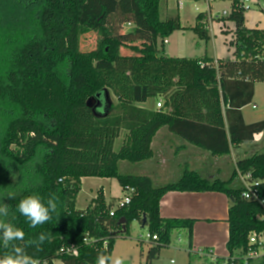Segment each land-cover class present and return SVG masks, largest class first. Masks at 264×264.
<instances>
[{"label":"trees","instance_id":"16d2710c","mask_svg":"<svg viewBox=\"0 0 264 264\" xmlns=\"http://www.w3.org/2000/svg\"><path fill=\"white\" fill-rule=\"evenodd\" d=\"M164 1L0 0V199L10 206V222L25 232L20 246L48 234L42 250L26 248L42 264H95L100 252L112 254L134 221L158 235L145 264H155L176 230L186 231L191 254L195 220L161 216V200L170 191L231 198L229 257L217 264H251L246 255L258 249L250 238L264 234V205L243 196L237 171L224 180L186 170L161 186L147 175L120 172L121 160L153 156L151 143L162 127L213 156L264 132V120L246 123L242 113L256 83L264 82V29L245 26L244 2L229 0L233 57L214 61L165 53L166 39L186 28L178 14L162 18ZM207 18L199 13L190 28L203 39L209 38ZM87 33L95 41L90 50L82 43ZM106 89L117 102L97 115L88 101ZM149 99H162V106H139ZM237 168L259 181L254 188L264 200V152L240 160ZM84 177L117 179L129 201H107L100 191L86 209L77 208ZM34 193L45 202L55 195L57 209L49 222L31 228L16 206ZM5 251L0 247V255Z\"/></svg>","mask_w":264,"mask_h":264},{"label":"crops","instance_id":"0c3cea01","mask_svg":"<svg viewBox=\"0 0 264 264\" xmlns=\"http://www.w3.org/2000/svg\"><path fill=\"white\" fill-rule=\"evenodd\" d=\"M169 1L170 0H167L165 7V10L168 14L172 9L170 8L171 4L169 3ZM188 1L190 0H177L178 16L181 25L186 29L175 31L168 39H166L165 48H167L166 45L168 44L171 46L172 41H174L175 39L176 33L179 32L185 34L190 31L194 32L190 28L196 25L197 14L195 15V17H193L194 19L192 18V23L188 18L183 20V17L180 14L182 13L185 6L184 3H187ZM204 1L207 2L211 8L212 1ZM196 9H198V7H196ZM128 27L132 26L128 25ZM196 37L197 36L194 34L193 38L196 46H201L200 41H197ZM206 41H209V38ZM179 50V47H177L175 50H173L172 48L170 53H166L165 49V53L169 56L180 57L176 53L179 52ZM204 56L210 57L214 61L219 60V57L217 58L215 57V55H208V53H205L202 56L189 58H201ZM150 100L151 99L148 100L149 102L147 101L146 103H142L139 106L147 109H156L158 108L157 102L162 99ZM147 103H149V105ZM244 109L245 107L242 110L244 120L246 123H251L250 121L246 120ZM121 134L124 135L123 132ZM263 138L264 132L257 134L254 137L253 141L243 143L239 146L230 145L231 150L229 154L223 156H213L210 152L188 143L179 135L171 132L167 127H162L156 133L151 143L153 156L148 160L133 163L132 165H130L129 173L127 174L147 175L153 179L156 185L159 186L178 180L186 170L194 171L204 178H220L228 180L232 178L235 171H237L238 173L239 170L237 168V164L240 160L259 153L261 148H263L262 150H264V145H262V143L264 142ZM85 179L86 177L82 178V185ZM105 179L106 181L111 180L108 178ZM101 191L106 198L104 187L101 189ZM231 204V198L226 194L220 192L170 191L161 200L160 212L161 216L164 218H190L195 220L193 241L195 252L190 254V252L186 251V253H189L190 258H192V255L195 253L197 257H205L209 262V258L207 256H203L198 253L199 250H213L214 255L220 259H227L229 257L226 243L229 237V224L227 222V219ZM140 225L144 227V225ZM175 233L181 237L183 235L187 236L185 230L179 232L177 231ZM170 246L171 244L166 247ZM114 251V254L112 256L117 255L118 249L114 248ZM171 253H180L179 248L175 247L169 248V250H161L159 257L157 258L159 264H166L161 261V259L164 258V260L168 262V257L171 255ZM170 262L172 264H186L187 259L181 254L179 261L170 260Z\"/></svg>","mask_w":264,"mask_h":264},{"label":"rangeland","instance_id":"374dc122","mask_svg":"<svg viewBox=\"0 0 264 264\" xmlns=\"http://www.w3.org/2000/svg\"><path fill=\"white\" fill-rule=\"evenodd\" d=\"M166 3L167 1H164L161 4V14L163 19L178 14L177 0L169 1V3L171 4L170 8H172L169 11V14L165 10ZM184 4L185 6L183 8V11L182 13H180L183 17V20L188 18L189 21L192 23V18L195 17L196 14L198 15L199 13H204L208 16L209 19H207L206 30L209 34V41H206L207 39H203L199 37L196 33L191 31L185 34L178 32L175 34V39L174 41H172L171 46L169 44L166 45V53H170L172 48L173 50H175L177 47H179L180 50L176 53L180 57L185 58L202 56L205 53H208V55L211 56L215 55V57H219V59L233 57L234 49L229 45L230 41L233 39V30L235 29V23L229 19V15L232 12V2L229 0H214L211 2V8L208 3L204 0H190ZM245 6L247 8L245 12V26L247 28L252 29H264V0H249V2L246 3ZM196 7H198L199 10L196 9ZM194 34L197 36V41H200L201 46H196L193 38ZM93 37L94 36L90 33H87L82 36V43L86 44V48L84 49L90 50L92 48L91 44L95 42ZM106 94H109V101H106V99L104 98ZM254 96L255 97L253 99V102L250 105L246 106L244 109L246 120L250 121L251 123L264 120V82L256 83ZM109 102L111 104H109ZM116 102L117 99L113 95V93L109 89H106L103 93H101V96L97 98L95 97L93 99V108L96 109L95 112L97 114L102 115L107 113L109 111V108H111L112 104ZM147 104L149 105V103ZM254 104L257 105L256 108H253L252 105ZM122 140L123 134H121V136L115 142V151L120 150L122 146ZM262 145H264V142L262 143ZM262 149L263 148L260 149L259 153L264 152V150ZM132 164L133 163H130L128 161L121 160L119 162L120 172L124 174L129 173L130 165ZM103 187L107 200H111L112 198L117 197H125V193L123 195L122 187L120 186L117 179L113 178L109 181H106L105 178L86 177L82 188L77 196L76 206L78 208L85 209L86 207L91 205L93 199L97 197L98 193ZM177 231L179 232V230H176L171 235V246L163 247L162 251L176 247L179 248L180 253H171V255L168 257V262H166L164 258H162L161 261L166 264H170V260L179 261L182 254L187 259L186 264H213L208 262L205 257H197L195 253L192 255V258H190L189 253H186V251H191L188 247V236L183 235L181 237L175 233ZM148 233L150 232L147 227H142L138 221H134L130 226L129 235L120 236L116 239L114 248H117L118 251L117 255L115 256L122 257L124 259L125 264H145L147 261L148 250L151 245V242H149V240L145 238ZM113 251L111 256L114 254ZM193 252H195L194 246L192 248V253ZM154 263L159 264L158 259H156ZM55 264H60V262L55 261ZM251 264H264V255L260 253V256L258 258H252Z\"/></svg>","mask_w":264,"mask_h":264},{"label":"clouds","instance_id":"9594fccd","mask_svg":"<svg viewBox=\"0 0 264 264\" xmlns=\"http://www.w3.org/2000/svg\"><path fill=\"white\" fill-rule=\"evenodd\" d=\"M7 197L14 199V194L9 193ZM16 208L29 226L36 228L52 219V213L57 209V198L55 195H50L45 202L41 195L34 193L22 198ZM9 214L10 206L0 199V247L7 250L0 255V264H42L40 259L28 254L26 248L34 246L37 251L42 250L48 234L40 233L37 238L28 240L24 246H20L16 242L25 241V232L10 222ZM95 264H125V262L120 256L100 252L95 259Z\"/></svg>","mask_w":264,"mask_h":264},{"label":"built area","instance_id":"2783aa9c","mask_svg":"<svg viewBox=\"0 0 264 264\" xmlns=\"http://www.w3.org/2000/svg\"><path fill=\"white\" fill-rule=\"evenodd\" d=\"M244 2V4L246 5V3L249 2V0H242ZM226 14V12H225ZM130 26V24H129ZM162 106V101H158L157 102V107L160 108ZM254 108H256L257 106L254 105ZM238 176L240 181L242 182V184L245 187V191L243 193V196L246 199H251V200H257L258 202H260L261 204L264 205V200L261 199V197L258 194V190L254 188V186L258 185V180L254 179L252 173H247V174H242L238 171ZM130 199V196H125L123 201L121 203L124 202H128ZM149 240V242H151L150 244H154V241H156L158 239V235L157 234H151L148 233L147 236L145 237ZM85 242H88V240L85 238ZM250 243L251 244H257L258 249H250L246 255V259H252V258H258L260 256V253L264 255V234L261 235H256L253 234L250 238ZM104 244L106 245V243L104 242ZM73 253H77L76 250H73ZM198 253L200 255L203 256H207L209 258V262L213 263V264H217L219 258L216 257L214 255V251L213 250H208V249H203V250H199Z\"/></svg>","mask_w":264,"mask_h":264},{"label":"water","instance_id":"95a60500","mask_svg":"<svg viewBox=\"0 0 264 264\" xmlns=\"http://www.w3.org/2000/svg\"><path fill=\"white\" fill-rule=\"evenodd\" d=\"M108 95H109V94H106L105 97H104V98L106 99V101H107V100L109 101V99H108ZM99 96H101V93H98V94H97V97H99ZM97 97H96V98H97ZM93 99H94V98H92V100L90 99V100L88 101V105L91 106V107H93ZM106 101H105V102H106ZM109 104H111V103L109 102ZM93 110L96 111V109H94V108H93ZM95 113H96V112H95ZM96 114H97V113H96ZM97 115H99V114H97ZM144 221H146V218H145V217H144ZM120 222H121V223H125V219H122Z\"/></svg>","mask_w":264,"mask_h":264}]
</instances>
